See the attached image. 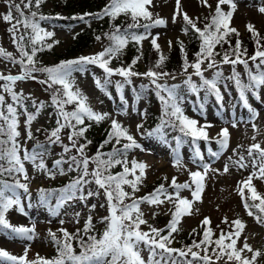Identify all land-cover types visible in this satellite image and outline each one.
Here are the masks:
<instances>
[{
	"label": "snow or ice",
	"instance_id": "snow-or-ice-1",
	"mask_svg": "<svg viewBox=\"0 0 264 264\" xmlns=\"http://www.w3.org/2000/svg\"><path fill=\"white\" fill-rule=\"evenodd\" d=\"M44 2L45 0H19V2L4 0L8 10L0 15V19L10 24L8 32L19 53L17 57L0 46V59L13 65H20L19 74L13 75L10 71L8 74L0 72V81L4 82L0 84V89H2L0 92V233L7 235L10 239L27 242L38 238L35 222L29 226L13 225L7 218V213L13 209L22 215H28L26 208L34 207L29 186L32 177L29 176L25 167L26 161L50 179H55L57 174L77 173L69 183L61 188H39L36 207H47L49 214L56 217L61 214V209L70 202L79 201L86 205L90 198L103 195L105 203L100 207L103 208L106 205L108 215L100 217L99 222L105 227L102 231H96L91 214L96 205L92 204L82 228H77L74 232H69L63 227L56 231L48 229L49 242L56 249L54 257L45 258L37 253L35 260H29L28 251L31 243H27L23 255L20 256L0 249V264H216V261L220 260H225V264H257L258 258L264 256V251L254 249L247 243L246 238L243 246L237 247V241L245 228V223L239 218L231 222L229 231L225 232L222 229L220 235L215 239H213L212 229L205 227L202 239H194L191 245H185L184 248L171 246L174 240L173 233L178 231L181 217L185 214H192L193 203L201 200L207 173L209 170L215 172H220V170L212 169L211 164L205 161L198 143L201 140L205 143L210 142L212 138L207 130L213 125L207 121L201 124L197 119L190 118L185 114L181 107L182 98L178 95L180 85H169L166 81L161 82L165 77L171 76L173 80L176 77L174 74L162 70L167 57L157 42L159 34L153 35L151 32L153 28L167 26L165 18L150 11V8L157 6L154 4V0H109L98 13H84L72 17L45 16L39 11ZM202 3L212 9L208 0H202ZM222 5H228L230 10L225 12ZM236 8L237 4L234 0H217L214 11L205 17L206 22L201 28L198 26L199 17L196 19L189 17L186 12H183L181 0H175L172 22H176L177 16H182L185 24L182 32L188 34L189 31H192L200 40V49L195 54V61L189 62L185 53L182 65V72L186 74L183 83L188 86L189 91L198 95L200 90H204L206 94L215 96L216 101L220 104L217 115L223 119L224 97L218 85L219 81L224 78L223 65H230L232 74L227 79L234 81L239 93V101L250 114L247 122H252V127L257 129L254 121L259 113L249 103L248 94L250 93L257 100H261L259 90L264 87V44L261 43V40L264 37H261L255 26L249 23L246 28L252 33L256 45L253 54L248 55L247 49L242 47V42L239 39L234 46L231 44L229 39L231 34L239 36L238 30L230 26ZM258 11L264 14V6L259 7ZM121 15L128 17L131 23L123 28L113 23L112 30L104 33L110 43L103 51L92 56H79L75 59L63 60L52 66H37L40 63L36 59L38 52L45 48L51 50L55 44L59 43L58 40H52L51 43L46 42L54 37L55 33L42 28L41 21L72 19L88 23L90 26V21L86 17L99 20L109 17L110 20L115 21ZM141 28L144 30L143 32L137 31ZM96 39L100 40L101 37L97 36ZM149 39L154 50L158 53V59L153 67L141 73L135 70V65L143 56L142 42ZM177 42L181 51L184 52L183 41L178 40ZM129 43L138 46L137 50L140 55L134 57L132 62L126 66L122 64L119 67H111V61L118 58ZM224 44H228L227 49L222 52L216 51L217 45L223 48ZM168 46L172 47L171 40L168 41ZM216 57H220V59L217 60ZM205 63H207V68L203 67ZM88 65H96L103 70L105 74L103 80L95 75H93V79L97 88L105 93H107L108 86L113 83V76L118 75L122 78L115 82V87L120 92L124 114H127L128 104L123 94L124 86L131 84L133 77H143L149 80V85H141V87L144 89L149 86L154 87L161 102V119L160 123L154 129L147 131L146 134L162 138L165 134L164 129L170 128L178 130L183 137L191 138L192 163H199L196 171L186 169L189 172L190 181L178 183L177 178L173 176L167 188L164 184H160L151 193L142 197L136 196L140 185L146 178L147 165L135 159L129 161L128 153L133 149L143 150V146L127 127L112 118L111 113L95 111L88 103V97L83 94L81 89L75 87L73 73H85ZM237 65H243L247 75L246 83L236 70ZM189 67L193 69L192 73H188ZM157 69L161 70L157 71ZM209 69H215L212 79L204 75L205 71ZM34 73L45 74L46 79H38ZM193 75L200 78L199 85L193 81ZM28 79L47 85V89H54L51 100L52 105L57 109V120L56 127L47 135V145L59 144L65 154L75 152L73 155H62L56 159L54 161L56 171L49 168L45 162L44 157L48 153V147L45 144L38 142L32 150H29L18 139L21 135L18 131L19 113L14 104L23 106L25 97L22 92L15 91L14 85L18 81ZM3 93H7L14 103H7ZM137 99H140L139 95ZM70 104L75 105L71 111L66 108ZM44 107V102H40L36 113H27L26 140L34 139L30 126L36 118V114ZM200 109L203 114V104L200 105ZM234 113L235 109L233 108V118L225 121L232 127H236L240 122ZM142 115H146V113H142ZM85 119L96 123L106 119L111 120L107 137L93 156H88L86 153L87 146L91 144V141L85 137V132L90 127V125H85ZM240 120H243V117ZM136 127L140 132L144 126L143 123H139ZM65 129H68V144L63 143L61 136ZM37 131L40 130L37 129ZM144 134L141 132V135ZM182 136L175 137L177 149L184 142ZM255 138V136L252 137L253 140ZM81 139L85 142L81 143ZM215 139L220 151H212L209 148L208 152L210 156L218 159L228 147L229 129L221 128ZM108 144H112L111 151H101ZM247 154L252 172L246 179L238 182V194L247 214L254 216L258 223L264 224V193H260L253 183L254 179L264 181V147L260 143H253L248 147ZM229 160L239 168L246 169L249 166L243 155H240L238 160L233 161L231 157ZM173 163L178 169L186 168L178 152L174 156ZM64 165H67V169ZM90 165H94V167L90 169ZM129 165L131 166L129 167ZM116 166H120L122 170L113 172L112 170ZM201 168L203 172L199 170ZM137 170L139 174H137ZM229 170V165L226 163L223 173L227 174ZM164 179L167 181L168 178L164 177ZM93 184L96 186L94 190L89 188ZM124 186L131 188V192L126 191ZM182 190L190 191L193 200L190 201L183 197ZM53 199H55L54 205L51 203ZM25 200L27 204L24 203ZM165 201L174 205V210H170L171 219L166 228L158 229L148 225V231L142 230L141 225H146L148 222L144 219L141 204L162 205ZM80 215L79 211L74 213L76 223L80 222ZM153 215L155 216L156 213ZM65 222L63 218L59 221L61 225ZM222 223H228L227 217ZM202 225H210V218L205 217ZM165 231L167 234H162ZM193 233H196L195 229H193ZM197 235L199 234L197 233ZM145 248L149 253L147 261L141 254ZM245 252L251 253V255H244Z\"/></svg>",
	"mask_w": 264,
	"mask_h": 264
},
{
	"label": "rangeland",
	"instance_id": "rangeland-1",
	"mask_svg": "<svg viewBox=\"0 0 264 264\" xmlns=\"http://www.w3.org/2000/svg\"><path fill=\"white\" fill-rule=\"evenodd\" d=\"M52 1L55 0H45L42 4L43 10H49L52 5ZM212 5V9L207 8L203 5L202 0H181L183 12H186L189 17L196 19L197 17H202L204 15H209L214 11L217 0H208ZM237 4V8L233 13L231 20V27H235L240 32L245 33L247 28L246 25L251 23L259 32H264V14L258 11L259 7L264 6V0H234ZM156 7L150 8L154 14H159L161 18L167 20L166 27H156L151 30L153 35L159 34L158 44L161 46V49L168 50V41H172V45L176 42L177 39L183 38L184 33L182 32L184 21L182 16H177L176 22H172V16L175 10V0H154ZM222 8L225 12L229 11L230 8L228 5H222ZM7 7L4 3V0H0V15L7 12ZM10 24L4 22L0 19V46L6 49L8 52L13 53L15 56H19V53L16 49L15 44L12 42V37L8 32ZM42 28L48 31H53L55 33L54 37L48 39L46 42H52V40H58L59 43L54 45L55 51L59 52L66 48L72 40V35L75 31L80 29L82 26H76L72 28H67L64 26H53V25H42ZM23 31V29H21ZM143 48L142 51H145L150 46V39L142 42ZM109 42L104 38L97 40L93 48L86 53V56H92L100 51H103ZM153 50V49H152ZM151 50H148V54ZM51 62V65H55L52 55H47L42 58L39 66H43L44 62ZM112 67V65L110 64ZM226 72H229L231 69L230 65H223ZM243 65H237V70L240 73ZM207 68V65L204 66ZM228 70V71H227ZM19 74L20 65H13L10 62L0 59V72L4 74ZM215 69H209L205 71L204 75L210 77L214 73ZM193 69L189 67L188 73H192ZM38 79H46V75L42 73H34ZM93 75L99 77L101 80L104 78L105 74L103 70L96 65H88L87 71L85 73L75 72L73 73V78L75 80V87L82 90L83 94L88 97V103L91 107L100 113H111L112 118L117 119L123 126L127 127L131 134L134 135L136 140L143 146L141 149H133L131 154H128V158L136 159L138 162H144L147 165L146 168V178L143 180L142 184L153 183L155 180H160L161 184H164L167 188L171 183L173 176L177 178L178 183H183L185 181H190L189 172L186 169L192 171L198 170V163H192L193 150H189L187 146L170 147L164 143L161 139L154 137L141 135L143 129L140 132L137 131V124L145 123L144 113V102L139 101L135 106L133 105L134 99L131 96V93L128 89V84L124 86L123 94L127 100V114L122 112V108L119 107L112 101L111 95L101 91L97 88L94 83ZM176 79L173 80L171 76L165 77L161 82H167L169 85L177 84L180 85V89L183 90L187 85L183 83L186 79V74H175ZM193 81H199V77L193 75ZM122 80L118 75L112 77V81ZM137 81H148V79L143 77H133L132 83ZM3 81H0V84H3ZM58 87V86H56ZM14 89L17 92H22L24 95L35 97L36 99H44L46 101H52V93L54 89H47V85L41 84L36 80L28 79L24 81H18L14 85ZM261 100H257L252 94H249V103L252 108L255 109L259 115L254 121L257 125V129L252 127V122H247L249 119V112L242 104L234 103L230 96L226 93L223 94L224 97V110L222 112L223 119L221 116L217 115L219 109L207 106L203 111V114L194 111L187 101H182L181 107L184 109V112L190 118L197 119L201 124L207 121L211 123L213 127L208 129L210 138L209 143H205L203 140L199 143L202 154L204 155L205 161L211 164L212 169H219L220 172H215L209 170L205 178V188L202 191V197L200 201H195L193 203L192 214H185L181 217V220L178 224V231L173 233V247L175 245V239L183 232L191 230L194 228L201 227L202 221L205 217L210 218V225H208L213 233H218L221 227H224L226 224L222 223L225 217H227L228 223H231L235 218H239L242 222L245 223V228L242 232L241 237L237 241V247H242L245 241L250 244L254 249H261L264 243V224L258 223L254 216H249L247 211L244 209L241 201V197L238 194V182L246 179L249 174L252 172L250 161H248L247 149L253 143H260L264 147V87L260 90ZM2 92V89H0ZM5 96H8L7 93H3ZM119 98L120 92L118 91ZM193 97H196L194 95ZM75 105L66 106L67 110L71 111ZM233 108L235 109V117L240 121L236 127H232L230 123H225V121L231 120L233 118ZM135 109V110H134ZM25 112H21L19 117V132L20 137L19 141L23 144L24 147L29 145V140H26L27 135V126L25 124ZM56 116L49 117L47 110H42L37 116L35 121L31 124V131L36 132L37 129L42 125L46 124L47 121H51L54 128L56 127ZM243 117V120L240 118ZM95 122V121H93ZM85 123L91 124L92 121L85 119ZM100 128L102 126H109L111 123L110 119H106L100 122ZM49 124V123H48ZM227 127L230 133L229 144L226 150H224L218 159H214L209 155L208 149L211 148L212 151H220L219 145L216 143L217 133L221 128ZM68 129H65L62 133V140L64 144H68L67 140ZM255 136V140L252 137ZM44 136H40L39 139H43ZM82 143V141H80ZM241 146V147H238ZM54 151L63 150L59 144L52 145ZM233 150H236L235 152ZM179 153L182 157L183 164L185 167H180L179 169L174 166L173 160L176 153ZM72 153H75L74 151ZM243 155L245 157V162L249 166L245 168H239L231 163L229 157L232 160H238L239 156ZM47 166L49 164L45 160ZM229 165V172L227 174L223 173V168L225 164ZM131 165H129L130 167ZM25 167L29 173V176L32 177L30 181V191L32 193V204L34 207L26 208L28 215L19 214L15 209L7 213V218L13 225H26L29 226L32 222L36 224V232L38 233V238L32 242L23 241L20 239H10L7 235L0 233V249L7 250L13 255H23L25 244L31 243V247L28 251V259L35 260L37 253L41 257H46L48 252L52 248V244L48 239V229L56 231L58 228H66L68 231H73L77 228H81L84 225L85 219L90 212V205L95 204L96 208L94 211H91L93 219L97 220L99 227L104 228L105 225L99 222L100 217L108 215L107 206L100 207L101 204L105 203L103 195L99 197L90 198L86 205L80 203L79 201L70 202L68 205H65L61 209V214L59 216L53 217L49 214L47 207L39 206L36 207L38 200V189L45 188V186L51 183H55L56 179H63V175L57 174L55 179H50L43 173L38 172L35 167L30 162H25ZM94 167L93 165H90ZM52 168L54 171L53 167ZM122 169H120L121 171ZM203 172V169H199ZM139 174V172H138ZM164 177H167L165 181ZM132 178V177H131ZM159 182V181H158ZM253 183L257 190L260 193H264V181L260 179H254ZM90 189H95V185H91ZM126 191L131 192V188L124 186ZM194 187V186H193ZM172 191V189H169ZM102 192V190H101ZM181 195L188 198L190 201L193 200L192 194L188 190H182ZM139 197V194H136ZM163 199V197H162ZM130 202V201H126ZM27 204V201H24ZM55 203V199L52 200V204ZM173 204L171 202L165 201L162 205H149L148 203L141 204V209L144 213V219L147 220L146 225H141V229L148 231V225L161 229L162 227L166 228L170 218V210L173 209ZM79 211L80 222L76 223L74 220V213ZM65 213H67L65 215ZM153 213H156L154 216ZM21 215L19 220L15 222V218ZM65 219V223L61 225L59 223L60 219ZM48 221H51L50 223ZM163 228V229H164ZM60 235L59 233H57ZM167 234V231L162 233ZM202 239L197 237V240ZM143 247V246H141ZM142 256L147 261L149 253L145 248L142 251ZM244 255L250 256L251 253L245 252ZM263 256L258 258L257 264H263ZM214 260V257H213Z\"/></svg>",
	"mask_w": 264,
	"mask_h": 264
},
{
	"label": "trees",
	"instance_id": "trees-1",
	"mask_svg": "<svg viewBox=\"0 0 264 264\" xmlns=\"http://www.w3.org/2000/svg\"><path fill=\"white\" fill-rule=\"evenodd\" d=\"M17 2H19V0H17ZM108 2L109 0H55L52 1V5L49 10H43L41 5L39 11L43 13L45 16L56 17L57 15H59L61 17H72V16L82 15L84 13H98ZM208 16L209 15L207 16L204 15L199 19V23H198L199 27L203 28L204 23L206 22L205 17ZM86 19L90 21V26L88 23H85V26L83 28L74 32L72 35L71 43L66 48H64L62 51L59 52L55 51L54 46L51 50L45 48L43 51L38 52L36 59L40 61L44 56L52 55L53 57L52 62L54 64H58L60 61L63 60L75 59L79 56H86V53L93 48L94 43L97 41L96 39L97 36H100L101 38H104L107 41H109L104 36V33L110 32L112 30L111 25L113 23L120 25L122 28L126 27L127 24L131 23V20L123 15L118 17L115 21L110 20L109 17H104L103 20L95 19L93 17H86ZM40 23L73 27L76 23H81V21L72 20V19H48L41 21ZM141 23H143V21H141ZM184 26L185 24H183V27ZM141 30L143 29L141 28L138 29L137 31L141 32ZM260 36L264 37V34H260ZM229 39L233 46L235 45L237 39H239L242 42V47L247 49L249 56L253 54V52L255 51L256 45L254 43L252 33L250 32H245L244 35H242L239 32V36L235 34H231ZM177 41L168 51L162 50L163 54L167 57V59L164 62V67L162 70L170 72L172 74H177L182 72V65L184 63L185 53L187 54V60L191 62L194 59H196L195 54L200 49V40L197 38L196 34L192 31H189L188 34H185L184 39H179V41H183L184 43L185 46L184 52L181 51L180 45ZM261 43L264 44V39L261 40ZM227 48H228V44H224L223 48L217 45L216 51L222 52L224 49ZM137 49L138 47L136 45L127 46L118 58L113 59L112 61L113 66L119 67L122 64L125 66L130 64L134 57L140 55ZM157 59H158L157 51L151 50L149 54L147 53L146 55H143L142 59L137 62V64L135 65V70L141 73L146 72L149 68L153 67ZM216 59L219 60L220 57H216ZM50 66H52L51 63ZM160 70L161 69H157V71ZM244 78L247 81V75H245ZM141 85H149V83H140L139 86L135 88V92H137V94L146 101L147 126H150L155 124L157 121H160L161 119V111H158L154 107V105L157 106L159 103L161 104V102H159L154 87L149 86L147 89H144L141 87ZM137 94L136 96H138ZM6 102L14 103L11 98L6 99ZM40 102H44L45 107L43 109L46 108L45 110H47L49 117L57 115V109L52 105V101H46L43 99L37 100L34 97L33 98L25 97L23 106L15 105V104L14 106L17 108L19 114H20V109L23 108V110L26 112L27 115V113H36L37 107L39 106ZM42 110H40L39 112H41ZM39 112L36 114V117L39 114ZM47 123L49 124L42 125V127L39 128L40 131L32 132L34 135V139L30 140V143H32L34 146H36L38 142L45 144L48 147L47 159L52 163H54L56 159L52 157L54 154L52 152V146L47 145V136H44L45 137L44 140L38 139L39 134L44 132L50 133L52 131L49 130V127L52 125L51 121H47ZM109 130L110 127L106 128L102 126V128H100V124L98 123H93L92 125H90L88 130L85 132V137L87 138V140L91 141V144H88L87 146L86 153L88 156H93L96 154L97 149L106 139ZM84 142L85 141L82 139V143ZM111 149H112V144H108L105 145L104 148L101 149V151L108 152L111 151ZM60 156H62L61 153L58 155L57 159L60 158ZM120 169H121L120 166H116L112 171L119 172ZM75 176H73L71 173H68L66 179L57 181V183H65L73 179ZM143 187L145 189V192L147 193H150L151 190L155 188L154 184H143ZM230 224L231 223H227L224 227L220 228L218 233H214L213 239L217 238L220 235L222 229L225 232L229 231ZM93 225L96 231L103 230L102 228H99L97 226L96 219H93ZM195 236H196L195 233H193V231L191 230L186 233L185 232L182 233L176 238L177 241L176 247L184 248L185 245H191L192 241L195 239ZM263 251H264V245H263ZM48 255L50 256V258L56 255V249L54 246L52 250L48 253ZM216 264H225V260H220ZM263 264H264V258H263Z\"/></svg>",
	"mask_w": 264,
	"mask_h": 264
},
{
	"label": "bare ground",
	"instance_id": "bare-ground-1",
	"mask_svg": "<svg viewBox=\"0 0 264 264\" xmlns=\"http://www.w3.org/2000/svg\"><path fill=\"white\" fill-rule=\"evenodd\" d=\"M21 217V215H19L18 217L15 218V222H17L19 220V218Z\"/></svg>",
	"mask_w": 264,
	"mask_h": 264
}]
</instances>
